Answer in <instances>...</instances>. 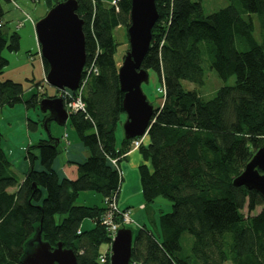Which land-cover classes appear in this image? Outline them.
<instances>
[{
  "label": "trees",
  "instance_id": "1",
  "mask_svg": "<svg viewBox=\"0 0 264 264\" xmlns=\"http://www.w3.org/2000/svg\"><path fill=\"white\" fill-rule=\"evenodd\" d=\"M61 1L47 0L49 10ZM76 1L85 22V68L97 73L84 89L85 111L73 112L69 123L89 156L77 165L76 180L60 178L54 169L60 140L55 146L50 135L27 148L30 167L21 183L2 148L0 128V264H22L39 231L52 247L62 243L73 250L78 264H102V247L110 250L111 243L101 222L105 200L119 195L120 163L133 142L143 138H124L117 149V130L126 114L114 34L119 27L129 28L131 0L117 5ZM229 1L228 7L206 15L202 0H156L159 19L141 67L158 74L165 95L162 105L154 107L150 144L139 147L151 167L143 164L138 171L145 204L165 198L172 211L160 216V237L145 226L140 229L133 239L131 264H264V197L233 184L264 147V0ZM4 15L0 1V77L9 66L5 51L16 53L20 45L18 34L8 41L2 31ZM42 62L47 74L49 65ZM205 62L224 82L234 78L210 99L197 90L205 85ZM183 81L197 88L187 91ZM36 87L27 108L57 97L41 91L42 84ZM23 95L21 84L0 78V109L23 102ZM46 118L29 119V129L38 130ZM83 192L100 195L103 205H75ZM58 215H66L61 223ZM85 220H92L94 227L82 230ZM186 234L192 237L190 247L183 243Z\"/></svg>",
  "mask_w": 264,
  "mask_h": 264
},
{
  "label": "water",
  "instance_id": "2",
  "mask_svg": "<svg viewBox=\"0 0 264 264\" xmlns=\"http://www.w3.org/2000/svg\"><path fill=\"white\" fill-rule=\"evenodd\" d=\"M78 9L76 0H64L35 23L41 57L49 65L46 80L57 91H78L87 63L85 22L78 15ZM158 19L156 0H131L130 26L127 29L130 48L118 70L120 88L124 93L126 140L144 137L154 116V106L142 89L143 84L149 82V74L141 66L150 50L152 30ZM40 106L47 114L46 127L52 122L64 126L70 119L63 98H45ZM58 143L56 138L55 146ZM233 184L264 197V147L254 154ZM133 239L131 229L118 231L111 243L110 264H131ZM28 245L22 264H78L73 250L65 249L62 243L52 247L42 240L40 231Z\"/></svg>",
  "mask_w": 264,
  "mask_h": 264
},
{
  "label": "rangeland",
  "instance_id": "3",
  "mask_svg": "<svg viewBox=\"0 0 264 264\" xmlns=\"http://www.w3.org/2000/svg\"><path fill=\"white\" fill-rule=\"evenodd\" d=\"M0 1L2 7L6 12H8L9 10L10 11L13 10L10 3L5 2V0H0ZM44 2L45 1L42 0L41 4H37L36 6L29 3L28 7L23 6V3L19 2L17 6L19 5L18 7H21L26 11L25 12L26 16L19 22L16 23L13 21L7 22L6 20L8 13H5V15L2 18L4 24V28L2 29V31L5 33L7 40L9 41L11 36L14 34H18L20 37V41H19L20 45L18 52L10 53L8 51H5L4 56L8 59L9 66L4 70V73L0 77L2 81L11 80L18 84H21L24 90L23 102L15 105L12 108L5 106L0 109V128L2 132V148L9 156V159L12 162V170L16 174L18 179H22L29 169V163L28 161H26L25 158L26 150L29 146L37 144L41 139H48L50 135L59 139L61 146H63L64 142H68L67 141L68 137L66 135H70L71 132H73V134H75L77 137V133L70 125L69 121H67L66 125L64 126H58L56 123L52 122L50 123L49 130L47 129L45 122L44 124L42 123L40 124L38 130H30L28 127L29 119L32 121L42 120L44 114L40 104L35 108L33 107L27 108V105L25 103L32 97L33 94L38 92L36 85L42 84V86H44V88L46 89L47 94H49L50 96L57 95V89L49 85V83L44 80L43 69L41 64L42 59L38 52L39 48H38L35 26L33 28L35 36L32 34L31 29L28 30V28H23V25L19 26L21 22H25L27 26L29 24L30 25L34 24L32 21L28 19L32 18L38 20V16H39L38 13H40V11H38L39 7L46 9ZM113 2L114 0H111L110 3ZM202 4H203L204 13L206 15H210L212 13H215L221 9L228 7L230 5V1L202 0ZM27 15H29L30 17H28ZM255 17L256 16H254V18ZM254 24H255V37L258 40H260V23L259 21L256 20V18L254 20ZM114 35L116 41L119 43V47L117 49L115 59L117 61L118 66L120 67L123 63L124 56L127 53L126 52L127 49L130 48L128 33L127 30L123 28L120 31H115ZM204 69H205V85L201 88H197L194 84L188 81H183L182 85L185 90L191 91L197 88V90H199L200 93H202L204 96L210 99L222 86L232 85L234 83V78L230 79L227 82L221 80L217 76L216 72L208 67L207 62L204 63ZM148 74H149V82L143 84L142 89L145 95L148 97V100L153 104L155 108H157L161 106L164 101L163 95L159 92V88H161L162 83L160 81L158 74L155 71H150ZM122 120H126L125 115L122 116ZM117 137L118 140L125 138L124 122H121V124L119 125V128L117 130ZM134 180H135V176H134ZM134 184L135 183H133V181L129 182V186H130L129 190L135 191ZM101 199H102L101 196L96 193L83 192L78 197L75 205L91 206L94 205V203L99 204L101 202ZM140 199L144 201L142 194H140ZM133 201L137 203V201H139V196L138 198L133 196ZM156 201L157 202L152 203V205H155V203H157V205H155L156 206L155 208L157 209L158 214H159V209L163 208L165 210L167 209V205L170 206V209L172 211V204L167 199L158 198ZM138 211L139 209L136 208L135 212ZM260 211L261 208L257 210L256 214L259 213ZM135 212H132V214L135 215L136 214ZM166 213L168 212H163L162 214H166ZM145 216L147 217L148 220L149 229L153 230L155 233V225L151 214H148L146 212ZM65 217L66 215H58L56 217L57 223H61ZM141 225L142 224H139V222L133 220V223L129 226V228L133 232L134 238H136L140 229L142 228ZM83 227L85 229H88L87 228L88 225H83ZM191 240L192 237L190 235L186 234L183 236V243L186 247L191 246L190 244ZM227 264H232V263L228 262Z\"/></svg>",
  "mask_w": 264,
  "mask_h": 264
},
{
  "label": "crops",
  "instance_id": "4",
  "mask_svg": "<svg viewBox=\"0 0 264 264\" xmlns=\"http://www.w3.org/2000/svg\"><path fill=\"white\" fill-rule=\"evenodd\" d=\"M44 5L46 6V9L39 7L38 11H40L39 16H38V20L42 17H44L48 10H49V6L47 3V0H44ZM103 4L105 5H110L111 0H100ZM5 2L10 3V5L12 6V11H8L5 13H8L7 15V22H19L20 20H22L25 15H26V11L24 9H22L21 7H18L17 4H19V2L23 3V6L28 7L29 3L33 4L34 6H36L37 4H41L42 0H5ZM41 8V9H40ZM33 21L36 23L37 19H33ZM23 23V28H28V30L31 29L32 34L35 36V33L33 31V28L35 26V24L32 25H26L25 22H21ZM4 26V25H3ZM4 28V27H3ZM20 28V27H19ZM22 28V29H23ZM123 28L119 27L116 29V31H120ZM38 52L40 54V46L38 44ZM41 57V56H40ZM42 59V57H41ZM42 61V60H41ZM42 64V69H43V75L44 78L46 76V73L44 71V67H43V62ZM46 90V89H45ZM126 120H122L121 122H125ZM67 141L68 142H64L63 146L60 145V149H61V154L60 156L57 158V160L54 163V169L56 170V172L58 173L60 178H68L69 180H76L78 177V164L83 162L84 160H86L89 156L88 154V150L87 148H85V146L79 141V139H77L76 135L73 134V132L70 133V135H66ZM146 136V137H145ZM141 140H142V144L143 146H148L150 144V138L149 136L146 134ZM70 137V139H69ZM122 141L123 139L118 140L117 137V149H120L122 146ZM27 163V162H26ZM146 164L147 166L151 167L150 162L146 161L143 157V155L141 154L140 148L138 149H132L127 155L126 157L123 158V160L120 163V169H121V173H122V177H123V183L121 186V190L120 193L118 195V206L121 210H130L131 211V216H132V220H135L137 222H139V224H142L141 227H148V220L147 217L145 216V213L147 212L148 214H151L153 221H154V225H155V234L160 237V216L163 212H170V206L167 205V209H159V214L157 209L155 208L157 205V203H155V205H146L144 201H142V199H140V194H142V190H141V183H140V175L138 174L139 172L138 169L141 165ZM30 167V165H29ZM137 173V174H136ZM134 176H135V180H134ZM24 177L22 179H20L21 183L23 182ZM133 181L134 186H135V191L134 190H129L130 186H129V182ZM135 181V182H134ZM128 183V184H127ZM16 191V189L10 190V192H14ZM133 196L137 197L139 196V201H137V203H135L133 201ZM102 198V197H101ZM157 202V201H156ZM138 204V205H137ZM94 205L97 206H102L103 205V199H101V202L98 203H94ZM91 205V206H94ZM138 208L139 211L135 212V209ZM132 212H135L136 214L133 215ZM159 224V225H158ZM83 225H88V229H85L83 227ZM94 227V222L91 220H85L82 224V230H90ZM108 251V246H103L102 247V252H107Z\"/></svg>",
  "mask_w": 264,
  "mask_h": 264
},
{
  "label": "built area",
  "instance_id": "5",
  "mask_svg": "<svg viewBox=\"0 0 264 264\" xmlns=\"http://www.w3.org/2000/svg\"><path fill=\"white\" fill-rule=\"evenodd\" d=\"M121 0H114L113 4L117 5ZM26 16V15H25ZM30 17L29 15H27ZM28 20L32 21L34 24L35 22L33 19L29 18ZM23 23H20L19 26H22ZM2 27V23H0V28ZM97 73V69H94L93 67L89 66L84 69L83 78L80 84V88L76 92H71L70 90L60 91L59 96L64 99L66 109L71 115L73 112L78 111H85V104L83 102L82 96L84 93V89L86 85L88 84V81L92 74ZM46 80V76L44 78ZM44 87H41L40 90L43 91ZM159 92L163 95H165V87L162 84L161 88H159ZM142 144V140L138 139L135 140L132 144V149H138ZM112 164L117 167V162L112 161ZM118 168V167H117ZM105 204L107 206V210L102 217V225L107 230V233L111 239V243L115 239L118 231L122 228L129 227L132 223V216L130 210H121L118 206V194H114L112 198H107L105 200ZM110 243V247H111ZM111 255V251L108 249L107 252H102L100 255V263L105 264L107 262V258H109Z\"/></svg>",
  "mask_w": 264,
  "mask_h": 264
},
{
  "label": "bare ground",
  "instance_id": "6",
  "mask_svg": "<svg viewBox=\"0 0 264 264\" xmlns=\"http://www.w3.org/2000/svg\"><path fill=\"white\" fill-rule=\"evenodd\" d=\"M58 97H60V96H58ZM61 98V97H60Z\"/></svg>",
  "mask_w": 264,
  "mask_h": 264
}]
</instances>
